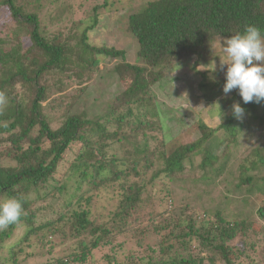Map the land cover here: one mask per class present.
I'll return each instance as SVG.
<instances>
[{
	"label": "trees",
	"instance_id": "16d2710c",
	"mask_svg": "<svg viewBox=\"0 0 264 264\" xmlns=\"http://www.w3.org/2000/svg\"><path fill=\"white\" fill-rule=\"evenodd\" d=\"M112 2L1 3L8 16L0 19V97L11 114L0 115V249L13 255L1 264H20L13 253L33 236L49 254L57 242L68 247L41 264H89L93 251H114L123 239L146 255L107 254L105 264H263L264 86L241 102L234 91L220 123L197 122V137L175 146L165 142L155 89L181 98L186 88L178 96L172 91L171 70L191 58L205 62L217 41L264 39V0L146 2L125 29L138 44L135 64L122 48L90 44L89 33ZM46 3L55 5L52 13ZM113 60L120 61L111 73L126 87L103 114L73 113ZM257 62L264 69L263 55ZM72 81L82 87L69 103L56 104L59 117L51 116L52 97ZM181 123L174 120L178 129ZM157 183L161 210L152 207ZM105 192L108 213L98 215ZM250 201L253 214L244 215ZM230 202L243 210L228 219ZM147 237L155 239L153 249L145 247ZM234 239L237 252L227 245Z\"/></svg>",
	"mask_w": 264,
	"mask_h": 264
},
{
	"label": "rangeland",
	"instance_id": "374dc122",
	"mask_svg": "<svg viewBox=\"0 0 264 264\" xmlns=\"http://www.w3.org/2000/svg\"><path fill=\"white\" fill-rule=\"evenodd\" d=\"M150 1L153 0H110L113 4V8L110 9L108 7V12L101 14L97 28L89 33L90 44L98 47L102 45H115L117 48L125 50L127 62L132 64L138 63V44L133 36L125 33V29L130 14L139 12L144 7L145 3ZM2 2L3 0H0V4ZM45 6L50 5L46 3ZM51 7L54 9L55 5L50 6V9L47 8L45 11L52 13ZM53 12L55 13V10H53ZM0 15L1 20L8 16L7 7L2 6V4L0 5ZM121 39H123L122 42ZM211 53L212 55L199 65L196 64V58H191L185 61L184 65L171 70L167 74L168 79L172 80V91L178 92L177 96L184 87L186 88V92L181 98H177L174 95L169 96L167 93L164 94L158 89H155L157 95L160 97L157 103L164 139L165 142L173 146L195 139L197 135L194 131L199 121H202L210 127H214L220 123L222 117H224L221 115V111L224 108L226 99L231 98L234 91L238 95V101L241 102L243 99H248L256 95L264 86V69L257 62V56L259 54L264 56V39H258L257 36L253 34L239 40L217 41L211 47ZM119 61L120 60H113L112 64H103L105 71L101 74L102 76L96 77L93 80L87 94L85 93L86 96L84 99L79 101L72 109L73 113L79 114L85 112L88 116H96L105 112L107 101L115 94L120 93L127 85L125 82L120 81L116 75L111 73L113 65ZM243 64H246V66H243ZM238 68L241 71H237ZM80 87H82V85H79L77 81L70 82L64 93L56 94L52 97L54 111H51V109L48 113L53 117H59L60 112L58 110L60 109L56 107V104L61 106V103H69L70 100L68 97L72 95L71 93H76V89L80 90ZM207 98L210 100H206ZM181 110H185V112ZM1 114H3L4 119L11 114V107L3 102V96L0 97V115ZM175 119L182 121L179 129L174 126ZM57 124L58 122H54L52 126L55 127ZM179 124L180 123L177 125ZM170 144L167 145L169 146ZM74 156L75 153L70 151L68 152L67 158L70 159ZM198 161L197 158L195 163ZM147 175L149 177L150 173ZM156 189V193L152 196V207L161 210L163 204H160L159 199L163 195L159 193L160 184L157 183ZM218 192L219 191L215 194ZM109 203H111L110 195L106 192L101 194L98 205L96 206V214L106 215L108 213L107 207ZM230 204L232 205L226 210V217L228 219L231 218L232 214H235V211L243 210L242 204H239V202H230ZM198 208V211L202 212L199 205ZM251 208H253V203L250 201L246 210H243L245 211L244 215L248 212L253 214ZM209 215H212V212H210ZM258 232L260 233L261 239L264 241L263 223L260 224ZM123 241L124 244H122V247L116 246L114 251L107 247L93 251L91 254L93 257H91L89 264H105L107 263L105 256L112 253L118 255L119 259L129 258L130 255L134 254H137L138 257L146 255L142 254L141 250L137 252L138 250L133 240L123 239ZM154 242L155 239H153V237H147L144 240L145 247H152L153 249ZM117 243L114 245H117ZM257 243L261 244V240L258 239ZM227 245L231 246L232 249H236L235 252L238 251L236 247L239 244L236 239L229 241ZM55 246L56 249L54 250V247H51L53 252L49 254V247L43 249L40 246L38 247L36 237L33 236L28 243L21 245L24 249L23 252H19L16 249L13 254H16L19 258L18 262H20V264H41L47 258L56 257L58 254L63 255L66 248H68L65 245L61 247L58 242ZM244 249H247L246 245H244ZM262 249L263 248H260L258 254L262 253V251L264 252ZM192 251L196 254L195 247H192ZM150 254L157 255L155 252H150ZM206 255L208 257L211 256L209 253H206ZM12 256L13 255H6V252L0 249V264L2 262H7V260L10 261ZM235 259L236 262L239 263V259ZM216 264L222 263L218 260Z\"/></svg>",
	"mask_w": 264,
	"mask_h": 264
},
{
	"label": "clouds",
	"instance_id": "9594fccd",
	"mask_svg": "<svg viewBox=\"0 0 264 264\" xmlns=\"http://www.w3.org/2000/svg\"><path fill=\"white\" fill-rule=\"evenodd\" d=\"M136 13H138V12H136ZM136 13H132V14H136Z\"/></svg>",
	"mask_w": 264,
	"mask_h": 264
},
{
	"label": "bare ground",
	"instance_id": "6f19581e",
	"mask_svg": "<svg viewBox=\"0 0 264 264\" xmlns=\"http://www.w3.org/2000/svg\"><path fill=\"white\" fill-rule=\"evenodd\" d=\"M254 150V149H253ZM216 215V214H215ZM224 237V236H223ZM218 254V253H217ZM216 258V257H215Z\"/></svg>",
	"mask_w": 264,
	"mask_h": 264
}]
</instances>
